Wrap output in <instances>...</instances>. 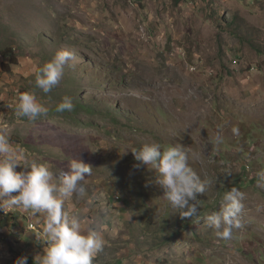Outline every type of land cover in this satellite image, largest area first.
<instances>
[{
  "label": "rangeland",
  "instance_id": "obj_1",
  "mask_svg": "<svg viewBox=\"0 0 264 264\" xmlns=\"http://www.w3.org/2000/svg\"><path fill=\"white\" fill-rule=\"evenodd\" d=\"M60 50L75 54V66L44 94L35 70ZM10 51L19 64L0 74V134L17 151V171L48 163L62 178L73 158L93 168L86 195L66 207L85 230H101L95 259L109 257L110 239L124 230H141L174 246L178 264H264V0H0V54ZM26 91L49 109L35 123L14 111ZM65 96L74 110L57 113ZM151 142L182 144L190 167L211 182L197 216L181 218L154 170L137 167L131 150ZM232 187L244 210L225 240L205 217ZM45 219L0 210V264L22 255L38 264Z\"/></svg>",
  "mask_w": 264,
  "mask_h": 264
},
{
  "label": "clouds",
  "instance_id": "obj_2",
  "mask_svg": "<svg viewBox=\"0 0 264 264\" xmlns=\"http://www.w3.org/2000/svg\"><path fill=\"white\" fill-rule=\"evenodd\" d=\"M75 54L69 50L58 51L53 58L35 70V87L44 94L55 88L66 66L74 67ZM75 105L68 96L62 98L55 111L71 112ZM17 117L30 123L46 117L49 109L33 91L20 93L14 107ZM235 132L236 129H233ZM215 143L223 142L220 131ZM137 167L154 170L156 183L163 189V197L181 218L198 215L199 194L206 192L210 181L201 180L189 165V153L182 144L162 145L151 142L131 150ZM17 151L8 137L0 134V210L22 208L32 214H46L42 235L46 247L38 264H94L105 246L101 230L82 227L81 218L70 212L66 202L86 195L84 181L92 175L93 168L78 160L69 161V169L58 178L48 163H33L30 169L17 171ZM258 184L264 186V170L257 173ZM244 194L235 187L225 192L219 211L205 217L209 228L221 239H231L233 230L241 227L239 217L244 210ZM31 216V217H30ZM34 215L27 218L31 221ZM33 224V223H32ZM30 229V225H29ZM14 264H28V257H18Z\"/></svg>",
  "mask_w": 264,
  "mask_h": 264
},
{
  "label": "crops",
  "instance_id": "obj_3",
  "mask_svg": "<svg viewBox=\"0 0 264 264\" xmlns=\"http://www.w3.org/2000/svg\"><path fill=\"white\" fill-rule=\"evenodd\" d=\"M106 229V225L102 226V231ZM137 235L132 237L130 231L124 230L116 239H110L109 257L115 259L107 256L105 260L95 259L94 264H178L179 256L174 254V246L159 245L155 240L149 242L141 237L144 236L141 230ZM185 247L189 248V245Z\"/></svg>",
  "mask_w": 264,
  "mask_h": 264
},
{
  "label": "trees",
  "instance_id": "obj_4",
  "mask_svg": "<svg viewBox=\"0 0 264 264\" xmlns=\"http://www.w3.org/2000/svg\"><path fill=\"white\" fill-rule=\"evenodd\" d=\"M12 54L13 53L11 51L9 52V55L6 52H4L3 54L2 53L0 54V60L2 61V62H0V74H2V73L8 74V72L10 73V69H12V67L18 66V64H19L18 62H12V61H17L15 59V57L12 56ZM6 60H7V62H5ZM99 169H101V168H99ZM116 198H117V200H120L119 196H117ZM129 199L133 200L131 202V204H134L136 201L135 197H133L131 195L129 196Z\"/></svg>",
  "mask_w": 264,
  "mask_h": 264
},
{
  "label": "bare ground",
  "instance_id": "obj_5",
  "mask_svg": "<svg viewBox=\"0 0 264 264\" xmlns=\"http://www.w3.org/2000/svg\"><path fill=\"white\" fill-rule=\"evenodd\" d=\"M30 226H33V224H31Z\"/></svg>",
  "mask_w": 264,
  "mask_h": 264
}]
</instances>
